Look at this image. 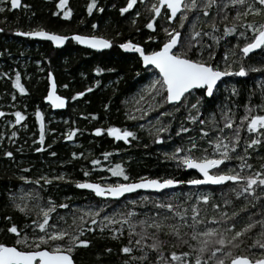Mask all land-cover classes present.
Listing matches in <instances>:
<instances>
[{"label": "snow or ice", "instance_id": "1", "mask_svg": "<svg viewBox=\"0 0 264 264\" xmlns=\"http://www.w3.org/2000/svg\"><path fill=\"white\" fill-rule=\"evenodd\" d=\"M137 3L138 0H125L119 12L128 13ZM21 7L30 5L22 4V0H0V13ZM55 8L53 15H62L65 19L73 15L69 0H56ZM94 10L102 13L105 6L99 0H88L87 13L92 15ZM147 11L149 16L144 27L150 31L145 40L151 42L150 46L131 38L118 45L135 54L141 65L137 76L143 71L151 77L134 98L125 119L144 120L165 105L171 106V111L158 112L156 125L149 119L150 135L153 143H162L165 139L172 141L173 136L187 134L163 156L165 160L176 162L177 169L195 170L196 174L186 179L147 174L133 178L122 163L108 166L93 158L90 161L93 166L106 168L111 176L122 178V182L120 179L108 182L106 178L93 181L88 170L83 172L84 179L73 182L79 189L91 190L96 197L113 199L136 190L159 193L179 185L200 188L171 192L163 198L151 195L125 198L123 211L117 208L105 212L109 208L105 200L99 204L72 205L70 213L61 214L57 209H69V204L57 203L50 195L45 199L41 189L51 185L53 180L68 181L69 176L63 172L51 177L20 175V181L39 187L21 189L18 195L9 193L11 208L24 217V223L21 227L13 222L11 215L3 217L7 223L0 227V233L11 237V242L0 239V264H79L78 249L92 243L85 234L97 231L119 242V264H264V156L258 152L264 148V80L258 81L257 88L249 91L247 101L240 103L235 99L241 95L240 90L223 79L245 77L250 71L264 69V63L259 68L247 63L257 50L264 55V0H152ZM140 15V11H135V17ZM198 24L202 26L197 27ZM91 28L97 29V23L93 22ZM15 32L23 37L44 38L56 46L64 45L69 39L96 50L113 46V40L103 34H61L41 25L28 30L16 28ZM229 36L235 43L225 41L227 47L218 55L221 40ZM106 70L113 71L100 66L93 68L97 74ZM2 75L7 77L8 72ZM47 80L43 100L53 109L64 108L69 98L75 101L92 90L86 87L66 97L58 92L51 71L47 73ZM11 83L19 93L28 92L19 71H15ZM221 85H224L222 92ZM218 94V112L205 116L204 105ZM257 94L259 103L252 99ZM12 99H16L15 95ZM104 107L107 109L108 105ZM174 113H180L188 122L187 126L180 123L173 128ZM13 115L14 120L7 121L9 125L27 127L21 123L26 119L25 112L17 109ZM34 115L39 125L40 145L35 151L40 152L45 147V114L37 107ZM88 115L97 118L95 113ZM3 116L5 112L0 111V117ZM161 117L171 119L165 123ZM137 127L143 130L146 125L139 123ZM49 131L55 132V129ZM79 131L69 128L63 138L72 140ZM91 131L97 136L106 134L129 144L139 138L136 130L115 124L97 126ZM18 135L13 130L10 138ZM3 136L4 133H0V139ZM3 155L13 157V152L5 150ZM72 156L83 157L84 154L73 152ZM102 156L107 160L111 153L106 151ZM256 158L261 161L258 166L253 163ZM212 185L220 186L219 196L215 191L201 190L203 186ZM240 199L243 203L236 207V200ZM112 251L106 247L103 254ZM101 255L96 253L98 258Z\"/></svg>", "mask_w": 264, "mask_h": 264}, {"label": "trees", "instance_id": "2", "mask_svg": "<svg viewBox=\"0 0 264 264\" xmlns=\"http://www.w3.org/2000/svg\"><path fill=\"white\" fill-rule=\"evenodd\" d=\"M87 2L88 0H69V5L73 8L70 19H65L62 15H53V12L57 11L56 0H22V4L30 5V7L0 13V28L3 29L0 32V108L5 111V117L0 121V133H4L3 139H0V227H4L7 223L3 219L5 215H11L13 222L23 227L24 217L12 210L9 193L18 195L21 189L26 191L39 187L20 181V175L38 177L47 174L51 177L63 172L69 176L71 179L68 181L53 180L51 185L41 189V195L45 199L50 195L57 203L69 204V209H57L61 214L70 213L72 205L85 206L105 201L75 186L73 181L85 178L84 170L91 172L89 178L93 181L98 182L100 178H106L108 181L120 179L122 182V178L111 176L106 168L100 169L93 166L90 163L93 158L100 159L102 164L108 166L122 163L133 178L147 174L150 177L172 175L186 179L195 175L194 172H187L186 169H177L176 162L165 160L163 156V153L171 151L175 144L181 143L187 134H181V137L173 136L172 141L165 139L162 143H153V137L150 135L149 119L154 121L159 111H171V106L165 105L164 108L150 113L144 120L125 119V113L131 111V99L150 75L141 71L140 76H137L136 72L141 69V65L137 62L135 54L124 52L118 45L124 39L131 38L146 47L150 46L151 42L145 40L150 30H147L144 25L149 16L147 7L152 0H144L142 3L138 0L134 10L124 14L119 12V8L124 5L125 0H99L100 4L105 6V10L102 13L94 10L92 15L86 11ZM135 11H140L141 15L135 17ZM134 18L135 23H133ZM93 22L98 25L95 30L91 28ZM37 25L68 35L71 33L103 34L113 40V46L108 51L97 52L81 47L74 41H68L64 47L58 49L46 41L23 37L15 32L16 28L28 30ZM201 26V24L197 25V27ZM136 29L140 31L137 32ZM117 32L120 33L119 36L116 35ZM225 41L235 43L231 36L225 37L220 42V48L217 49L218 55L227 47ZM37 61L40 63L37 64ZM247 63L254 68H259L264 63V55L258 52ZM97 66L113 71L106 70L97 74L93 72V68ZM15 71L21 73V82L28 89L27 93H19L18 89L12 85L11 79L14 78ZM49 71L53 73L57 81L58 92L66 97H71L76 91H82L86 87H91L92 90L75 101L69 98L67 109L63 112H55L47 101L43 100V96L46 95ZM3 72H8V76H3ZM97 80L100 81L99 84L95 83ZM262 80H264V69L250 71L245 77L232 76L225 81L237 86L241 95L235 99L243 103L247 101L249 91L256 89L257 82ZM63 84L69 87H61ZM223 87L224 85H221V92ZM13 95L16 97L15 100L12 99ZM252 99L253 102L259 103L258 94ZM219 103V94L216 99L209 98V102L202 109L205 116L213 111L218 112L216 106ZM105 104L108 105L107 109L104 107ZM37 107L44 112L46 121L45 147L40 152L35 151L37 147H40L39 125L34 115ZM17 109L26 113V119L21 123L26 124L27 127L14 125L10 130L7 125L4 126V123L9 119L14 120L13 113ZM81 113L85 115L81 116ZM90 113H95L97 118L92 119L88 115ZM174 116L176 119L172 120L173 128L180 123L187 126L188 122L182 119L180 113H174ZM169 119L171 118L161 117L165 123ZM139 123H144L145 129H138ZM109 124L127 126L136 130L139 138L132 139L130 144L122 143L106 134L97 136L91 131L94 127H106ZM72 127L80 131L72 140H65L64 134ZM49 129H55V132ZM13 130L19 135L10 138ZM34 140L35 143H33ZM117 148L119 151H115ZM5 150L13 152V157L4 156ZM106 151L111 153L107 160L102 156V153ZM73 152L83 153L84 156L74 158ZM258 152L260 156H264V148L258 149ZM260 162L259 158L253 161L256 166ZM25 168L28 171H23ZM197 188L200 186L180 185L177 189L161 195L136 194L127 197V200L137 199L140 195L163 198L171 192H190ZM201 190L215 191L219 196L220 186H203ZM65 197L68 199L65 200ZM232 198L235 200L234 196ZM107 202L109 208L105 209V212L117 208L121 211L125 210L121 206L125 204L126 199L107 200ZM242 203V199L236 200L235 206L239 207ZM129 207H131L130 204ZM68 218L70 221V216ZM85 238L92 243L86 248L78 249L76 258L79 264H119L121 254L117 251L118 241L108 238L106 234L101 236L98 231L86 233ZM0 239H8L11 242V237L4 236L2 233H0ZM106 247L112 248L113 251L103 254ZM97 252L102 253L99 258L96 256Z\"/></svg>", "mask_w": 264, "mask_h": 264}, {"label": "water", "instance_id": "3", "mask_svg": "<svg viewBox=\"0 0 264 264\" xmlns=\"http://www.w3.org/2000/svg\"><path fill=\"white\" fill-rule=\"evenodd\" d=\"M13 10H19V9H13ZM1 29V28H0ZM0 32H2V31H0ZM32 39H34V40H38V41H46V42H48V43H50L51 44V42L50 41H48V40H46V39H44V38H32ZM68 41H73V40H71V39H69ZM68 41H66L65 42V44L64 45H60V46H56V45H53V44H51L54 48H58V49H60V48H62V47H64L66 44H67V42ZM74 42H76V41H74ZM77 43V42H76ZM80 45V44H79ZM81 47H84V48H87V49H89V50H92V51H97V52H105V51H108L110 48H108V49H102V50H96V49H91L89 46H87V45H80ZM122 50V49H121ZM124 52H126L125 50H123ZM259 51L257 50L256 51V53H258ZM127 53H129V52H127ZM130 54H132V53H130ZM228 78H231V77H226V78H223L224 80H226V79H228ZM47 104L50 106V104H49V102L47 101ZM67 106H68V102H66V106L64 107V108H59V109H53L55 112H63V111H65L66 109H67ZM51 107V106H50ZM0 111H4L2 108H0ZM5 112V111H4ZM5 116H3V117H0V121L4 118ZM113 138V137H112ZM114 139V138H113ZM117 141V140H116ZM117 142H122V143H126V142H124V141H117ZM187 171H193V172H195V170H187ZM196 173V172H195ZM180 186V185H179ZM179 186H176L174 189H165V190H161V192H159V193H157V192H155L154 190H136V192H133V193H126L125 194V197H121V198H119V199H113V198H100V197H97V198H99V199H102V200H110V201H121V200H123V199H125V198H127V197H131V196H134V195H136V194H152V195H161V194H163V193H165V192H169V191H173V190H175V189H177ZM212 187H217V186H215V185H212ZM79 189V188H78ZM79 190H81V191H86V192H89V193H92L94 196H95V194L91 191V190H87V189H79ZM96 197V196H95Z\"/></svg>", "mask_w": 264, "mask_h": 264}, {"label": "rangeland", "instance_id": "4", "mask_svg": "<svg viewBox=\"0 0 264 264\" xmlns=\"http://www.w3.org/2000/svg\"><path fill=\"white\" fill-rule=\"evenodd\" d=\"M150 78H151V77L149 76L145 83H147L148 80H149ZM145 83H144V84H145ZM144 84H143V85H144ZM143 85H142V86H143ZM142 86H141V88H142ZM141 88H139V90H140ZM139 90L137 91V93H136V94L133 96V98L131 99V105L134 103V98L138 96V94H139ZM7 121H12V119H9V120H7ZM7 121H5L4 126L7 125L8 128H9L10 130H12V128L14 127V125H9V123H7ZM151 122H152V124H154V125H155V123H157L156 120H155V118H154V121H151ZM116 180H117V179H116ZM116 180H114V181H116ZM107 181H108V180H107ZM114 181H108V182H114Z\"/></svg>", "mask_w": 264, "mask_h": 264}, {"label": "flooded vegetation", "instance_id": "5", "mask_svg": "<svg viewBox=\"0 0 264 264\" xmlns=\"http://www.w3.org/2000/svg\"><path fill=\"white\" fill-rule=\"evenodd\" d=\"M189 172H193V171H189ZM195 173V172H194ZM196 174V173H195ZM217 187H219V186H217Z\"/></svg>", "mask_w": 264, "mask_h": 264}, {"label": "bare ground", "instance_id": "6", "mask_svg": "<svg viewBox=\"0 0 264 264\" xmlns=\"http://www.w3.org/2000/svg\"><path fill=\"white\" fill-rule=\"evenodd\" d=\"M187 171V170H186ZM187 172H189V171H187Z\"/></svg>", "mask_w": 264, "mask_h": 264}]
</instances>
